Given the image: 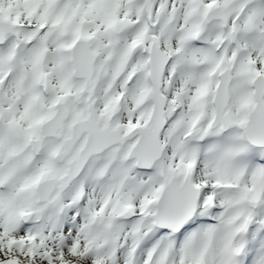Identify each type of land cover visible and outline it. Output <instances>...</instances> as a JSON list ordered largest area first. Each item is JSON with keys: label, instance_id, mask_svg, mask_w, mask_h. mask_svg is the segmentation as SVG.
Here are the masks:
<instances>
[{"label": "snow or ice", "instance_id": "obj_1", "mask_svg": "<svg viewBox=\"0 0 264 264\" xmlns=\"http://www.w3.org/2000/svg\"><path fill=\"white\" fill-rule=\"evenodd\" d=\"M0 264H264V0H0Z\"/></svg>", "mask_w": 264, "mask_h": 264}]
</instances>
